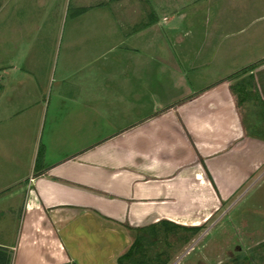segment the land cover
I'll return each mask as SVG.
<instances>
[{
    "label": "rangeland",
    "instance_id": "rangeland-1",
    "mask_svg": "<svg viewBox=\"0 0 264 264\" xmlns=\"http://www.w3.org/2000/svg\"><path fill=\"white\" fill-rule=\"evenodd\" d=\"M2 5L0 89L7 92L0 97V244H12L16 237L23 203L16 182L32 166L36 144L43 143L45 112L56 93L77 94L73 85L115 93L117 79L108 74L127 66L129 57L136 100L167 101L166 93H176V81V89L185 93L188 87L199 91L217 76L233 86L252 72L264 109V70L255 73L264 64V0H0ZM80 7L86 11L78 15ZM150 20L149 28L137 29ZM175 74L182 76V86ZM259 110L256 101L239 109L247 145L259 141V147L244 157L243 175H219L230 179L224 180L215 213L197 232H152L147 239L154 243L144 246L146 261L155 263L162 255L166 264H264Z\"/></svg>",
    "mask_w": 264,
    "mask_h": 264
},
{
    "label": "crops",
    "instance_id": "crops-1",
    "mask_svg": "<svg viewBox=\"0 0 264 264\" xmlns=\"http://www.w3.org/2000/svg\"><path fill=\"white\" fill-rule=\"evenodd\" d=\"M124 63L108 74L117 92L73 85L77 94L56 93L48 104L43 143L16 182L23 192L16 237L0 244L10 264H118L137 234L163 231L162 222L197 227L224 196L230 178L219 175H243L244 157L259 147L247 145L242 105L225 77L186 93L176 81L167 101L136 100L129 57Z\"/></svg>",
    "mask_w": 264,
    "mask_h": 264
},
{
    "label": "trees",
    "instance_id": "trees-1",
    "mask_svg": "<svg viewBox=\"0 0 264 264\" xmlns=\"http://www.w3.org/2000/svg\"><path fill=\"white\" fill-rule=\"evenodd\" d=\"M85 11H86L85 8H79V9H77V14L81 15ZM153 20H150L148 23L143 24L141 27H138L137 29L145 28L148 24L152 23ZM254 67H256V66L252 65L250 67H247V68L241 70L239 73L232 75L231 77H236L237 75L242 74L245 71H248ZM248 86H251V89H248ZM231 89L236 94L237 104L240 106L243 105L244 103H247L248 101H256L257 105L260 106V110L258 111V117L261 118L260 120H262L264 123L263 102L261 101L259 95L255 91L256 86L253 83V76L250 74L247 77H245L244 79H241L240 81L235 83L233 86H231ZM251 90H254V91H251ZM259 131L260 130L256 131V134ZM262 132L264 133V129H262ZM250 136H251V134H250ZM43 154H44V147L42 145H39L38 150H37L36 160H35V169L38 168V164L42 161ZM161 226H162L163 232L167 233V234L170 232H173L175 230H178V229L186 230V231H190V232H197L200 228V227H192V228L179 227V226L174 225V224L169 223V222H162ZM152 228H153L152 232L154 233V235H156L157 232L155 231V228L154 227H152ZM152 232H151V234H152ZM148 237H151V236H148L147 233L137 234V237L135 238V241H134L133 245L131 246V248L129 249V251L127 253H125L124 255H122L118 259V264H124L127 262L132 263V264H166V259H164L162 255H159L155 258L156 259L155 263L151 262V260L146 261L144 259L145 258L144 252H143L144 246L145 245H151L154 243L151 240L149 241L147 239ZM153 238H155V237H153ZM7 256H8L7 254H4L0 250V264H6ZM135 256H138L139 260H136Z\"/></svg>",
    "mask_w": 264,
    "mask_h": 264
}]
</instances>
